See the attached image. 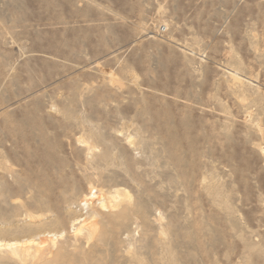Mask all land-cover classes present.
Segmentation results:
<instances>
[{"label":"rangeland","instance_id":"rangeland-1","mask_svg":"<svg viewBox=\"0 0 264 264\" xmlns=\"http://www.w3.org/2000/svg\"><path fill=\"white\" fill-rule=\"evenodd\" d=\"M0 264H264V0H0Z\"/></svg>","mask_w":264,"mask_h":264}]
</instances>
